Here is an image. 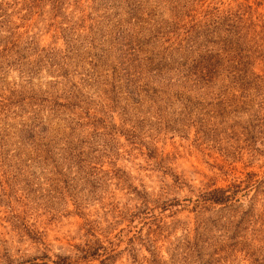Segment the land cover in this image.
Masks as SVG:
<instances>
[{
	"label": "rangeland",
	"instance_id": "rangeland-1",
	"mask_svg": "<svg viewBox=\"0 0 264 264\" xmlns=\"http://www.w3.org/2000/svg\"><path fill=\"white\" fill-rule=\"evenodd\" d=\"M0 264H264V0H0Z\"/></svg>",
	"mask_w": 264,
	"mask_h": 264
}]
</instances>
